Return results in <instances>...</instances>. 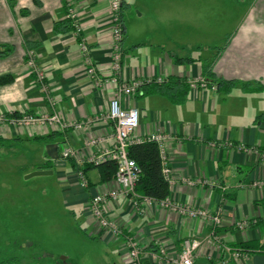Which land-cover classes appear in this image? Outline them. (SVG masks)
<instances>
[{"label":"crops","instance_id":"obj_1","mask_svg":"<svg viewBox=\"0 0 264 264\" xmlns=\"http://www.w3.org/2000/svg\"><path fill=\"white\" fill-rule=\"evenodd\" d=\"M180 2L122 0L125 36L120 69L114 74L110 0H0V76H10L0 83V113L40 116L54 109L65 121L92 120L81 130H61L48 124L21 129L13 127L10 120L1 124L2 135L22 139L0 143V226L6 229L2 233L8 230L9 236L16 234L19 238L38 236L36 206L31 205L26 185L21 182L24 175L38 170L55 176L62 201L74 207L71 215L82 234L100 237L110 244L108 251L114 260L108 264H175L172 259L185 238L202 240L194 264H264L263 252L250 251L237 258L232 255L233 247L242 243L249 242L256 249L264 245V187L250 186L251 181L264 178V119L255 121L264 113V89L249 90L238 84L224 91L216 86L220 78L264 84V0H237L246 7L236 13L231 33L223 29V36H230L222 44H211L210 35L206 38L204 23L197 22V8L191 0ZM133 5L138 8L136 18L129 15ZM206 10L210 9H200L199 14L205 16ZM70 11L76 15L79 33H55L54 22L65 19ZM127 22L138 31L136 37H131ZM181 28L191 34L180 35ZM82 42L89 49L98 76L105 79L115 75L126 82L160 81L178 76L188 82L201 75L202 61L211 64L209 84L189 88L186 100L180 104L158 93L143 95L139 89L124 97V105L140 111L135 137L152 133L165 136L167 165L174 180L169 197L211 213L219 209L220 224L214 227L200 218L179 215L158 202L139 215L128 198L109 201L105 206L108 217L140 245L139 263L130 258L125 236L113 235L98 226L88 210L89 197L114 187L113 177L101 180L98 168H92L97 172L96 179L92 182L86 172L89 186L83 188L74 170L75 160L60 156V144L72 146L78 156H84L91 151L89 139L111 132L103 116L115 86L93 85ZM27 50L35 52L54 108L24 64ZM176 56L194 61L178 63ZM51 132L56 136L33 139ZM112 142L108 139L101 146ZM240 144L258 152L240 151ZM28 175L26 178L31 177ZM186 179H201L203 183L191 185ZM5 214L12 220L6 222ZM241 220L249 221V226L239 229L236 222ZM212 232L214 244L205 241ZM157 242H161L162 249ZM21 263L37 264L29 259Z\"/></svg>","mask_w":264,"mask_h":264},{"label":"built area","instance_id":"obj_2","mask_svg":"<svg viewBox=\"0 0 264 264\" xmlns=\"http://www.w3.org/2000/svg\"><path fill=\"white\" fill-rule=\"evenodd\" d=\"M122 0H110L109 11L111 13V25H112V49H113V64L112 70L115 71L120 69L121 61V40L123 37L122 21L120 19V8ZM72 18H76L74 12L68 14ZM75 33L78 34L80 31L79 24L75 19ZM81 51L85 56V62L87 63V73L93 79V85L102 87L104 84L112 83L115 86L114 96L110 99L108 104L107 113L103 118L110 123L111 132L106 136H98L89 139L87 146L91 148V151L84 156H78L77 151L72 146L60 144V156L63 159L75 160L74 170L79 180L80 185L83 188L89 186L87 177L83 170L85 164L98 165L102 162L111 160L116 164V172L113 176L115 186L109 188L105 192L95 193L89 197L88 210L90 215L95 219L98 226L108 230L110 233L116 236H125V245L127 246L129 256L135 262L139 263L141 248L138 241L131 235H124L123 227L119 226L114 220L110 219L106 213L105 206L109 201H115L120 197L128 198L131 205L133 206L136 214L143 215L146 212V208L154 202L160 203L161 206L167 208L172 212H176L179 215L188 218H200L212 226H216L221 222L220 210H216L214 213L201 208L195 207L190 204H186L180 201H174L169 197L163 199H156L150 196H146L138 193L135 190L137 180L139 178V167L133 158L128 153V147L134 142H140L143 140L155 141L160 150L161 163H162V174L167 180L169 186L173 184L174 180L171 175V169L167 165L163 139L164 135L160 133H152L145 137H135L134 132L140 122V111L135 106H125L124 97L137 91L141 85V80H134L131 82L119 81L115 75H111L108 78H102L98 76V70L90 60L89 49L85 42L81 43ZM25 65L31 70L35 77V81L39 84L42 91H44L49 97L48 88L44 82L45 74L42 68L37 64L35 58V52L33 50L26 51ZM189 88L196 89L199 87H206L207 82L203 77L191 78L188 80ZM50 104L54 108V102L49 97ZM10 120V124H48L51 126H57L59 129L64 130L67 128H73L76 130L85 129L92 123V120H81V121H65L62 120L57 111L51 110L48 114L40 116H23L21 118H7L3 114H0V122ZM113 139L112 144L107 146H101V143ZM238 150L245 153L258 152L254 147L247 146L244 144L238 145ZM188 184L195 185L201 184V179L196 180H185ZM251 187L263 188L264 178L255 179L250 183ZM249 221L241 220L236 222V226L239 229L247 228ZM205 241L207 243L214 244L216 242L215 235L212 232ZM202 240L196 238H185L182 242V248L180 252L172 259L175 264H194L195 253ZM159 248L162 249L161 242H157ZM232 255L237 258L246 255L245 251L233 249Z\"/></svg>","mask_w":264,"mask_h":264},{"label":"rangeland","instance_id":"obj_3","mask_svg":"<svg viewBox=\"0 0 264 264\" xmlns=\"http://www.w3.org/2000/svg\"><path fill=\"white\" fill-rule=\"evenodd\" d=\"M190 3L197 8V22L204 23L206 38L207 35H210L211 44H222L225 42V39L230 35L227 34L224 37L225 32H223V29H229L228 32L231 33L235 28L236 13H240L246 7V5L242 6L241 3L238 4L237 0H191ZM139 4V6H142V3ZM203 8L210 9L206 10L205 16L199 14V10ZM137 14L138 8L133 5L129 15L132 18H136ZM126 18L130 17L127 15ZM127 24L130 32L132 31L131 37H136L138 31L132 30L133 26L130 22H127ZM202 28L199 27L197 29L200 30ZM181 29L180 35L191 34V32L184 31L183 28ZM195 33L201 34L202 31ZM126 41L125 43L129 42L128 36H126ZM180 53L184 54L187 52ZM29 71L31 72V70ZM200 77H203L202 74ZM206 82L208 85V80ZM0 114H3L7 118L32 116L26 113L19 117L7 116L3 112ZM2 123L0 122V126ZM18 126L21 129H25L30 124H16L13 127L17 128ZM35 171L37 172L38 170ZM87 172L92 182H94L97 174L96 170L90 169ZM27 175L21 178V182L26 185V192L31 205L36 206L34 212L36 214L35 217H37L36 233L38 236L25 238H19L16 234L15 236H9L8 230V233H2L6 229H3L1 224L0 264H22V259L35 261L37 264H61L56 258L62 259L65 264H108L111 262V259L112 261L114 260V256L108 251L110 244H106L100 237L89 236L88 234L84 235L79 230L77 221L71 215V209L74 207L64 205L54 175L51 176L44 173L26 178ZM3 218H7L6 222L12 220L11 215L8 214L3 215ZM80 225L85 228L83 224ZM2 234L7 236L2 238Z\"/></svg>","mask_w":264,"mask_h":264},{"label":"trees","instance_id":"obj_4","mask_svg":"<svg viewBox=\"0 0 264 264\" xmlns=\"http://www.w3.org/2000/svg\"><path fill=\"white\" fill-rule=\"evenodd\" d=\"M122 10L123 5L120 8V19L122 21ZM75 19L67 16L65 19L57 20L54 22L53 31L55 33H61L65 31H75ZM123 37L121 42L124 40L125 29L122 23ZM78 38V37H77ZM175 61L178 63L192 62L194 61L191 57H175ZM211 64L202 61L201 64V74L206 79L209 80L212 73L210 71ZM10 79V76H0V83L5 82ZM215 80V79H214ZM240 84L249 90H262L264 89V84H259L255 82H240L236 79H217L216 86L219 90L228 91L234 86ZM140 89V90H139ZM139 91L143 95L158 93L167 96L173 103L180 104L186 100L187 92L189 89L188 82L181 77H169L163 80H144L139 86ZM9 116V114H5ZM12 116L19 117L17 114H12ZM264 119V113L258 115L255 118L256 122H261ZM56 136V133L51 132L47 135L35 136L33 139L41 140L48 137ZM22 141L20 137H8L0 134V143H10ZM128 153L131 158L135 160L137 166L139 167V178L137 180L135 190L143 195L150 196L156 199H163L169 195V184L162 174V163L159 146L155 141L143 140L140 142H134L129 145ZM46 164V163H45ZM42 164L41 166L45 165ZM92 168H98L101 175V180H108L112 178L116 172V164L114 161L108 160L102 162L98 165L85 164L83 167L84 172ZM237 250L250 252L259 251L264 253V245L260 248H255V245L251 243H242L239 247H233ZM57 261L63 264V260L56 258Z\"/></svg>","mask_w":264,"mask_h":264},{"label":"water","instance_id":"obj_5","mask_svg":"<svg viewBox=\"0 0 264 264\" xmlns=\"http://www.w3.org/2000/svg\"><path fill=\"white\" fill-rule=\"evenodd\" d=\"M45 173V171H34V172H32V173H30L29 175H28V177L29 176H34V175H37V174H44Z\"/></svg>","mask_w":264,"mask_h":264}]
</instances>
